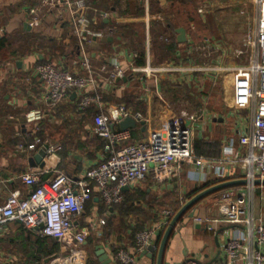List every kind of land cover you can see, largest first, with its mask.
Returning a JSON list of instances; mask_svg holds the SVG:
<instances>
[{
  "label": "crops",
  "instance_id": "obj_1",
  "mask_svg": "<svg viewBox=\"0 0 264 264\" xmlns=\"http://www.w3.org/2000/svg\"><path fill=\"white\" fill-rule=\"evenodd\" d=\"M239 1L230 0L233 5ZM86 2L87 9L80 16L87 19V30L94 36L91 43L81 46L70 21L61 24L59 31L53 20L34 29L27 25V9L33 7L36 0H0V205H4L14 191H20L22 198H27L33 190L22 183L21 176L40 169L37 157L43 149L37 147L23 152L20 146L31 144L38 135L46 144L63 147L57 163L58 171L74 182L80 180L87 169L107 158L110 155L109 144L95 133L94 119L101 113L109 116L111 106L123 105L132 116L142 115L144 120L137 121V129L129 131L131 138L132 133L135 135L134 143L144 140L154 130L164 129L182 112L197 113L202 116L195 126L194 145L202 140L208 144L220 140L222 145L219 156L204 158L234 160L247 155V150L239 145V138L249 130L251 113L250 109L236 104L235 79L231 70L239 66L229 63L234 53L232 47L224 43L226 35L212 30L205 22H189L181 13L175 16L169 0L165 7L160 6L159 0H151L149 9L145 0H131L129 14L120 16L112 9L105 11L111 13L108 19L101 17L104 12L98 2ZM153 4L159 10L153 9ZM139 10L142 12L140 15ZM194 14L200 18L197 12ZM112 23L123 27L117 35L113 34ZM179 29L186 31V43H179ZM148 39L149 53L146 47ZM159 42L173 45L160 56L159 60L164 63L155 65L154 57L162 52ZM137 48L144 50L146 63L149 56L152 67L166 71L156 73L154 77L133 74L128 66L137 62L131 58L132 50ZM85 56L93 68L94 85L89 94L102 96L101 105L79 113L77 104L80 96L73 91L65 103L55 109L49 108L44 100V83L34 75V68L45 62H56L73 75L89 76L80 64ZM109 59H115L113 61L122 65L125 79L112 81L102 70ZM224 75L232 77L230 83L225 82V92L220 88L223 93H215L213 89L217 84L214 77L222 78ZM201 76L200 83L210 85L208 93L195 87ZM185 90H188V96L184 94ZM190 103L193 112H189L192 110ZM35 112H41L42 118L29 122L27 115ZM214 126L217 127L214 132L219 135L211 140L208 137L215 134L211 131ZM115 130L121 131L118 125ZM204 136L207 137L203 139ZM227 169L233 171L227 181H246L240 165L227 166ZM50 178L51 175H44L42 181ZM220 183L207 170L199 172L183 165L181 176L173 182L157 184L148 177L127 187L124 194L131 199V204L126 207L131 211L129 215L121 212V208L107 209L95 198L91 216L84 212L79 219L80 227H84L93 217L104 216L106 210L110 212L106 225L96 232L102 237V244L94 248V261L102 264L96 253L97 248L103 246L111 264H114L111 252L120 247L132 248L134 231L152 228L159 221L161 212L173 210L171 206L179 201V209L173 207V211L178 213L181 197L188 202ZM234 188L245 191L247 182ZM224 191L209 195L186 212L168 241L163 264H185L191 259L202 264H222V255L217 260L216 257L235 237L237 228L218 225L208 230L204 225L207 219L222 217L220 197ZM262 192L260 188L256 189L249 203L255 219L264 215ZM217 234L220 247L215 238ZM163 235L156 240L154 254L140 255L136 264H157ZM59 251L60 246L55 240L41 237L38 231L27 229L18 221L7 223L0 232V264H51Z\"/></svg>",
  "mask_w": 264,
  "mask_h": 264
},
{
  "label": "built area",
  "instance_id": "obj_2",
  "mask_svg": "<svg viewBox=\"0 0 264 264\" xmlns=\"http://www.w3.org/2000/svg\"><path fill=\"white\" fill-rule=\"evenodd\" d=\"M150 1L145 0L148 9ZM243 1L253 7L254 19L244 40L251 54L247 66L236 67L231 72L235 79L236 104L250 109L251 113L249 130L239 138V145L247 150L246 156L234 160L198 156L194 149L195 126L202 115L197 113L182 112L164 129L154 130L144 140L132 144L129 143L132 139L130 132L112 129L109 116L101 113L94 119L95 133L109 144L110 155L87 169L76 182L58 171L59 154L63 150L60 144H46L36 137L31 144L20 146L23 152L37 147L45 150L43 166L21 176L22 183L33 189L27 198H22L20 191H14L6 203L0 205V232L7 223L18 221L25 228L38 231L41 237L58 243L60 251L51 264H88L86 243L93 233L106 225L108 218V214L93 217L84 227H80L79 219L93 198L92 189L96 192L95 198L107 209H113L124 202V188L141 183L148 177L157 184L173 182L181 176L183 165H187L199 172L207 170L223 183L233 173L227 166L237 164L247 182L246 190H225L220 197L222 217L207 219L204 226L208 230L218 225L237 228L235 237L221 251L222 264H264V215L255 219L253 208L249 206L258 188L263 191L264 200V0ZM159 4L165 7L167 0H159ZM86 9V0H36V4L27 9V25L34 29L53 20L59 31L61 24L70 21L73 34L83 46L91 43L94 36L87 30V19L80 16ZM198 13L202 15L204 9H199ZM100 15L108 19L111 13ZM146 47L149 53V39ZM131 58L136 60L138 54L133 52ZM113 60H107L102 70L112 81L125 79V69ZM80 64L89 76L73 75L56 62H45L34 68V75L44 83V100L49 108L55 109L65 103L73 91L80 96L77 104L79 113L101 105L102 96L89 94V89L94 85L89 58L83 57ZM128 68L133 74H145L147 77L166 71L152 67L149 56L144 67L131 64ZM117 107L124 118L132 117L139 122L144 120L141 114L132 116L123 105ZM41 118V112L27 115L29 122ZM44 175H51V178L43 182ZM257 180L260 181L259 187L255 184ZM186 202L181 197L180 208ZM176 214L169 209L163 210L152 228L135 234L132 248L120 247L110 251L113 263L136 264L138 257L147 253L153 242L165 233ZM185 264L202 263L191 259Z\"/></svg>",
  "mask_w": 264,
  "mask_h": 264
},
{
  "label": "rangeland",
  "instance_id": "obj_3",
  "mask_svg": "<svg viewBox=\"0 0 264 264\" xmlns=\"http://www.w3.org/2000/svg\"><path fill=\"white\" fill-rule=\"evenodd\" d=\"M88 1L91 3L92 0ZM99 5L102 6V0L99 1ZM174 8L173 14L175 16H177V12L180 10L181 15L185 17L188 13H198L199 9H204V13L202 15L198 13L200 18H196L194 14L195 20L197 22H205L209 24L212 30L221 31V34L224 36L226 35L223 38L225 41L224 43L227 44V47L231 46L234 53L229 61L230 64H234L239 67L247 66L251 50L245 46L244 40L254 19L253 7L251 4L244 3L243 0H240L239 3H236L235 5L231 4L230 0H185L184 4H175ZM231 78L232 77L226 78L225 75L222 78L220 76L218 78L214 77V80H216L215 82L217 84V86H215L213 89L215 90L214 92L222 94L223 92L221 89H223L225 92V82L229 84ZM201 79L202 76L197 80L199 82H197L198 84H196L195 87L200 88L204 92L208 93L210 85L208 83L206 85L204 84L203 86V83H200ZM205 86L208 87L203 89ZM190 107L192 110L189 112H193V105ZM216 128V126L212 127V133H215L214 130ZM210 135H212V137L209 136L208 138L215 140L214 138H216L219 133ZM206 137L204 136L203 139ZM88 214L91 216V213ZM100 244H102V237L100 238L97 233H94L91 238H89L87 247L85 246L86 251L88 252L89 262L94 261V248Z\"/></svg>",
  "mask_w": 264,
  "mask_h": 264
},
{
  "label": "trees",
  "instance_id": "obj_4",
  "mask_svg": "<svg viewBox=\"0 0 264 264\" xmlns=\"http://www.w3.org/2000/svg\"><path fill=\"white\" fill-rule=\"evenodd\" d=\"M94 1L99 3L100 0H94ZM169 1H171L170 2V5H171V8L173 10L175 9L174 8L175 4H180V3L181 4H184V2H185V0H169ZM130 8H131V0H102V11L103 12H105V11L106 12H110L112 9H114V10L117 11L118 14H120V16H125V15H127V14L130 13ZM153 9L159 10L158 9V6L156 4H153ZM138 12H139V15L142 14V12L140 10ZM177 14L178 15L180 14V10L177 12ZM197 15H198V13H197ZM186 17H187V20L189 22L199 23V22H197L195 20L194 13H192V14H189L188 13V14H186ZM192 17H193V19H192ZM111 26H112L111 28L113 29V34H115V35H117L118 33H120L121 32V29L123 28V27L120 28V26L118 24H116V23H112ZM161 37L164 40L165 34L161 35ZM172 45L173 44L168 45V44H165L163 42H159V46H160V49H162V52H160V54H158L156 58L154 57V63H155V65L156 64H162V63H164V61L159 60L161 58L160 56H163V54L166 51L168 52V50L171 49ZM132 51L133 52H136L138 54V58H137V62L135 63V66H138V67L145 66L146 65V62H145L144 50H142V48L141 49L140 48H137V50L136 49L135 50L133 49ZM185 91H186V93H184V94L188 96L189 95L188 90H185ZM37 138H40L43 141V137H41V135H38ZM134 139H135V135L133 136V133H132V139H131V141L129 143L130 144L134 143L135 142ZM221 146L222 145H221L220 140H215V141H213L212 144H208L204 140H202V141H196L195 142L194 149H195V152H196V154L198 156H203V157H206V156L207 157H211V156L212 157H217V156L220 155ZM196 192L197 191L193 192V194H196ZM92 196H93V198L86 205V208H85L86 214L91 213L92 209L94 208L93 206H95V201L94 200H95L96 192H95L94 189H92ZM129 203L131 204V199H129V197L126 194H124V202L122 203V205H120L118 207H115V209H120L121 208V210H120L121 212H125V213H127V215H129V213L131 211H129L128 209H126V207L130 205ZM174 204H175V206H171L170 209L175 210L174 208H177V207H178L177 209H179V201L176 202V203H174ZM129 208H131V207H129ZM104 213L105 214H110L109 210H106ZM109 224H110V222H109ZM121 224H122V222H121ZM139 230L141 231V230H144V229L141 228ZM139 230L134 231L133 232V235L135 236V234L137 232H139ZM88 264H97V262H95V261H93V262L90 261L89 262L88 261Z\"/></svg>",
  "mask_w": 264,
  "mask_h": 264
},
{
  "label": "water",
  "instance_id": "obj_5",
  "mask_svg": "<svg viewBox=\"0 0 264 264\" xmlns=\"http://www.w3.org/2000/svg\"><path fill=\"white\" fill-rule=\"evenodd\" d=\"M177 33L179 35V37H178L179 43H186L187 42L186 31L184 29H179L177 31ZM119 81L120 80H118L117 82H119ZM108 114H109L111 121H112V125H111L112 129H115L116 125H118L119 129L123 132L132 131V130L137 129L138 122L132 117L124 118L119 113L117 106H111L110 109L108 110ZM141 124L144 125V123H141ZM44 157H45V150H42L41 153L39 154V156L37 157V161L41 164V166H43ZM245 184H246V181H226V182L220 183L218 185H215L211 188H208V189L202 191L201 193L197 194L192 199H190L186 203V205L183 208H181V210L176 214V216L172 220L170 226L165 231V233L162 237V240H161L159 253L157 256V264H163V256H164V252L166 250V246L168 244V241H169L172 233L174 232L177 224L181 221V219L183 218V216L186 214L187 211H189L192 207L197 205L200 201H202L204 198L208 197L209 195H212V194H215V193H218L220 191L227 190L230 188H234L236 186L245 185ZM255 184L260 185V181L257 180L255 182ZM263 185H264V182H263ZM126 189L127 188H124L123 192L126 191ZM190 217L192 218L193 215H191ZM219 234H217L215 237L217 244H218V247H220V244L218 241L219 240L218 239ZM155 247H157V241L153 242L151 247L148 249L147 253H149L150 255L154 254ZM96 255L102 264H111V259L106 254L103 246H99L97 248ZM221 255H222V252L220 251L216 257V260L219 259L221 257Z\"/></svg>",
  "mask_w": 264,
  "mask_h": 264
}]
</instances>
